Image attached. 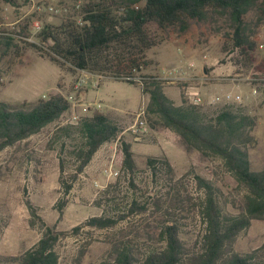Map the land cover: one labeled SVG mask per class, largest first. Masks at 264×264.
<instances>
[{
	"label": "trees",
	"instance_id": "1",
	"mask_svg": "<svg viewBox=\"0 0 264 264\" xmlns=\"http://www.w3.org/2000/svg\"><path fill=\"white\" fill-rule=\"evenodd\" d=\"M82 9L80 21L45 23L38 33L40 45L30 46L60 66L139 86L148 95L150 129H169L187 152L197 150L206 158L220 159L244 193L238 211L232 212L212 180L189 171L176 177L165 155L147 156L144 169H139L131 143L120 136V172L94 199L101 213L70 232L76 234L84 227L112 231L107 254L97 264H264V242L246 252L235 249L251 221L264 220V166L255 169L250 159L255 116L234 103L213 110L185 98L176 103L158 75L140 74L139 81L131 77L148 65L145 53L156 42L148 30L151 24L185 32L193 23H206L224 30L234 49L252 51L255 30L264 24V0H90ZM32 16L25 21L30 23ZM15 39L4 34L0 45L9 49L16 46ZM69 107L67 97L58 92L20 107L0 101V151L58 122ZM121 132L115 118L102 110L58 124L53 141L60 142L59 183L64 195L97 150ZM140 171L146 176L141 177ZM189 184L194 186L191 191ZM26 204L31 221L40 224L41 235L18 255H0V264H59L56 246L66 232L47 224L29 200ZM66 204L64 198L58 203L59 215ZM187 215L196 223L191 233ZM134 219L150 222L132 228Z\"/></svg>",
	"mask_w": 264,
	"mask_h": 264
},
{
	"label": "rangeland",
	"instance_id": "2",
	"mask_svg": "<svg viewBox=\"0 0 264 264\" xmlns=\"http://www.w3.org/2000/svg\"><path fill=\"white\" fill-rule=\"evenodd\" d=\"M89 1L56 0L58 11L54 12L48 9L47 0H15L13 4L0 0V42L4 34L16 37V46L6 49L0 45V101L20 107L58 92L70 103L59 123H73V113L80 119L102 110L92 105L99 101L105 109L102 111L110 113L122 127L116 140L104 143L97 150L65 195L59 183L60 142L53 141L58 122L0 151V255H18L39 239L40 224L31 221L26 204L29 200L47 224L66 232L56 246L59 264L99 263L107 254L112 231L89 227L76 234L70 231L88 217L101 213L94 199L120 172V136L131 143L139 169H144L147 156L165 155L174 166L176 177L189 171L212 180L220 189L226 208L232 212L239 209L244 190L225 171L220 159L206 158L197 150L187 152L179 137L166 128L150 129L145 135L133 132L136 111L141 106L146 107L148 101V95H143L139 86L68 65L60 66L30 46L29 43L40 45L38 33L45 23L58 25L74 18L80 21L82 8ZM32 14L30 23L26 22ZM37 21L40 28L35 27ZM148 30L156 41L145 53L148 65L141 72L134 71L131 77L139 81L140 74L158 75L176 103H181L183 98L189 100L186 91L194 88L205 109L213 110L227 103L241 105L256 118L255 143L250 148L252 166L263 167L264 24L255 30V48L248 52L234 49L230 39L224 36V30L218 31L217 27L206 23H193L185 32L173 28L163 30L155 24L149 25ZM98 77L100 84L95 87ZM69 96L77 103L90 105V110L85 112L73 106ZM110 103L116 108L107 107ZM139 174L146 176L144 171ZM191 184L188 185L190 191L194 187ZM63 198L67 204L59 215L58 203ZM191 217L185 218L190 233L196 224ZM133 221L132 228L150 222L149 219ZM263 242L264 220L253 219L238 236L235 249L246 252Z\"/></svg>",
	"mask_w": 264,
	"mask_h": 264
},
{
	"label": "built area",
	"instance_id": "3",
	"mask_svg": "<svg viewBox=\"0 0 264 264\" xmlns=\"http://www.w3.org/2000/svg\"><path fill=\"white\" fill-rule=\"evenodd\" d=\"M48 1V9L50 11H54L57 12L58 8L55 6L56 5V0H47ZM35 27L36 28H40L41 25L40 23L37 21L35 22ZM100 83V77H98L97 79H95L94 81V86L97 87ZM187 97L189 99V101L191 103L194 104H200L202 99L201 96L199 94V92L194 89V88H189L186 91ZM70 101L72 102L73 106H79L82 108L83 111L87 112L90 110V105H86L83 102L77 103L75 98L73 96H69ZM92 105L95 108H99L100 104L99 103H92ZM72 122H77L79 120V115L76 113H73L72 115ZM132 130L133 132L137 133V134H141V135H145L149 132L150 127L148 125L147 122V118H146V107L141 106L137 111H136V115H135V121H134V125L132 126Z\"/></svg>",
	"mask_w": 264,
	"mask_h": 264
},
{
	"label": "crops",
	"instance_id": "4",
	"mask_svg": "<svg viewBox=\"0 0 264 264\" xmlns=\"http://www.w3.org/2000/svg\"><path fill=\"white\" fill-rule=\"evenodd\" d=\"M99 84H100V83H99ZM97 87H99V85H98ZM94 103H99V104H100L99 109H102V110L105 111V109H104V107H103V104H102L101 102H99V101H95ZM111 104H112V103L108 104L107 107H109V108H116L115 104H113V105H111ZM109 110H111V109H109ZM133 110H136V109H133Z\"/></svg>",
	"mask_w": 264,
	"mask_h": 264
}]
</instances>
